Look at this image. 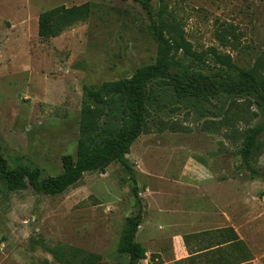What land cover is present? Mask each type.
Instances as JSON below:
<instances>
[{"label": "rangeland", "instance_id": "374dc122", "mask_svg": "<svg viewBox=\"0 0 264 264\" xmlns=\"http://www.w3.org/2000/svg\"><path fill=\"white\" fill-rule=\"evenodd\" d=\"M85 4L91 9L86 21L57 38L39 37L42 13ZM151 5L155 15L166 12L195 52L207 54L204 74L235 78L246 70L264 77V0ZM211 50L230 56L233 68L216 66ZM156 58L150 20L134 0H0V149L11 167L60 175L62 158L77 157L85 89L130 79ZM152 87L156 98L148 104L144 133L128 156L145 209L137 240L153 248L146 223L155 211L172 215L170 207L183 200L184 188L216 181L217 190L228 183L215 196L231 197L230 217L242 243L234 236L233 264H264V178H252L240 157L246 131L263 118L254 95L178 102L173 87ZM252 165L264 171V136ZM135 211L130 176L118 162L54 197L32 189L11 193L0 181V264H83L89 256L98 264L128 263L118 249L125 221ZM170 241L160 243L167 260L173 259Z\"/></svg>", "mask_w": 264, "mask_h": 264}, {"label": "trees", "instance_id": "16d2710c", "mask_svg": "<svg viewBox=\"0 0 264 264\" xmlns=\"http://www.w3.org/2000/svg\"><path fill=\"white\" fill-rule=\"evenodd\" d=\"M134 1L143 7L150 20L151 34L157 44L156 62L139 69L130 79L106 83L95 90L85 89L76 159L63 157V172L55 177H44L38 168L11 167L0 149V181L5 182L11 193L32 189L45 196H59L78 184L86 174H105L114 162L120 163L130 176L136 211L126 219L119 242V253L128 257V263L118 264H141L147 260V250L137 240L144 223L145 209L128 156L132 146L144 133L149 116L148 104L156 98L152 87L154 83L173 87L178 102L253 94L263 118L246 131L240 157L242 166L251 173L252 178H264V171L252 165L264 136V77L259 78L246 70L239 71L235 78L224 77L220 73L219 76L204 74L202 69L208 65L207 54L193 50L182 30L169 23L164 10L155 15L151 0ZM90 13L89 4L71 8L61 6L46 11L39 17V37L44 41L57 38L74 25L86 21ZM210 54L216 66L221 65L227 70L233 68L230 56L220 55L215 50H211ZM180 55L187 64L179 59ZM232 232L237 243L242 244L237 234ZM83 261V264H98L95 256L85 257Z\"/></svg>", "mask_w": 264, "mask_h": 264}, {"label": "crops", "instance_id": "0c3cea01", "mask_svg": "<svg viewBox=\"0 0 264 264\" xmlns=\"http://www.w3.org/2000/svg\"><path fill=\"white\" fill-rule=\"evenodd\" d=\"M218 184L216 181H206L197 185L193 191L184 188L183 200L174 204V208L170 207L173 213L169 217L159 215L160 213L155 211L153 218L144 227L147 230L148 244L153 247L146 248L143 245L147 250V264H162L159 255H162L160 243L164 238H171L170 243L173 246V259L167 260L162 255L164 264H189V260L190 264H212L214 261L217 264H233L232 230L235 229L230 217L231 208L227 204L231 197L224 201L217 198L215 195L228 183H221L220 188L215 190ZM189 195H193V198H189ZM154 207L156 210L162 209L156 200ZM177 214L183 217L171 219ZM186 236L191 237L186 240Z\"/></svg>", "mask_w": 264, "mask_h": 264}]
</instances>
